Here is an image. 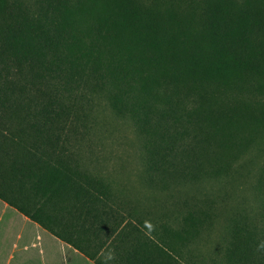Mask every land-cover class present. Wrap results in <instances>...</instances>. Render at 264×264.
Listing matches in <instances>:
<instances>
[{
    "label": "trees",
    "instance_id": "16d2710c",
    "mask_svg": "<svg viewBox=\"0 0 264 264\" xmlns=\"http://www.w3.org/2000/svg\"><path fill=\"white\" fill-rule=\"evenodd\" d=\"M151 5L0 0V200L96 264H199L198 228H155L83 170L54 85L108 90L162 187L222 175L264 129L248 101L264 96V0H204L186 18ZM232 238L229 264H264L252 232Z\"/></svg>",
    "mask_w": 264,
    "mask_h": 264
},
{
    "label": "rangeland",
    "instance_id": "374dc122",
    "mask_svg": "<svg viewBox=\"0 0 264 264\" xmlns=\"http://www.w3.org/2000/svg\"><path fill=\"white\" fill-rule=\"evenodd\" d=\"M21 1L29 6L37 2ZM138 1L185 18L192 10L202 13L204 3ZM56 85L49 92L60 96L70 110L75 128L71 142L82 169L120 193L122 202L136 208L138 217L155 228L179 230L191 217L198 231L186 254L199 264H229L227 255L236 232L242 236L252 232L264 244V129L258 130L248 149L222 175L162 187L150 172L145 138L129 115L115 110L108 90L70 91ZM248 101L264 104V96Z\"/></svg>",
    "mask_w": 264,
    "mask_h": 264
},
{
    "label": "crops",
    "instance_id": "0c3cea01",
    "mask_svg": "<svg viewBox=\"0 0 264 264\" xmlns=\"http://www.w3.org/2000/svg\"><path fill=\"white\" fill-rule=\"evenodd\" d=\"M0 264H96L0 200Z\"/></svg>",
    "mask_w": 264,
    "mask_h": 264
}]
</instances>
